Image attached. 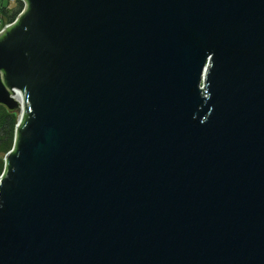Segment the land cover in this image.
Masks as SVG:
<instances>
[{
	"label": "water",
	"instance_id": "1",
	"mask_svg": "<svg viewBox=\"0 0 264 264\" xmlns=\"http://www.w3.org/2000/svg\"><path fill=\"white\" fill-rule=\"evenodd\" d=\"M24 1L0 264H264V0Z\"/></svg>",
	"mask_w": 264,
	"mask_h": 264
},
{
	"label": "trees",
	"instance_id": "2",
	"mask_svg": "<svg viewBox=\"0 0 264 264\" xmlns=\"http://www.w3.org/2000/svg\"><path fill=\"white\" fill-rule=\"evenodd\" d=\"M10 0H0V23L6 25L14 21L23 4L16 0L14 8H9ZM17 114L0 106V152L12 149L16 135Z\"/></svg>",
	"mask_w": 264,
	"mask_h": 264
},
{
	"label": "rangeland",
	"instance_id": "3",
	"mask_svg": "<svg viewBox=\"0 0 264 264\" xmlns=\"http://www.w3.org/2000/svg\"><path fill=\"white\" fill-rule=\"evenodd\" d=\"M15 6V2H10L9 4V8H14ZM5 25H1L0 23V30L4 27ZM203 83H201L202 86ZM17 114V119L19 117V111L16 112ZM10 152V150L8 152H0V178L2 177L3 173H4V169H5V158L7 156V154Z\"/></svg>",
	"mask_w": 264,
	"mask_h": 264
},
{
	"label": "built area",
	"instance_id": "4",
	"mask_svg": "<svg viewBox=\"0 0 264 264\" xmlns=\"http://www.w3.org/2000/svg\"><path fill=\"white\" fill-rule=\"evenodd\" d=\"M18 1L21 2V3L23 4V8H22V10H21V12H22L23 9H24V6H25V1H24V0H18ZM10 2H16V0H10ZM21 12L17 15V17L14 19L13 22L6 24V25L0 30V32H2L4 29H6V28L9 27V26H12V25L16 22V20L18 19V17L20 16ZM201 88H202V87H201Z\"/></svg>",
	"mask_w": 264,
	"mask_h": 264
},
{
	"label": "bare ground",
	"instance_id": "5",
	"mask_svg": "<svg viewBox=\"0 0 264 264\" xmlns=\"http://www.w3.org/2000/svg\"><path fill=\"white\" fill-rule=\"evenodd\" d=\"M16 100H17L18 102H21V98H20V96H17V97H16Z\"/></svg>",
	"mask_w": 264,
	"mask_h": 264
}]
</instances>
